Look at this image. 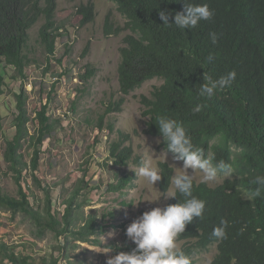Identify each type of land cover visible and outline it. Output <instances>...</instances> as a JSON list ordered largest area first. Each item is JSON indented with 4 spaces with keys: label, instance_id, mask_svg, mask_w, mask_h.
Wrapping results in <instances>:
<instances>
[{
    "label": "trees",
    "instance_id": "1",
    "mask_svg": "<svg viewBox=\"0 0 264 264\" xmlns=\"http://www.w3.org/2000/svg\"><path fill=\"white\" fill-rule=\"evenodd\" d=\"M117 6L126 19L125 29L130 32L124 38L120 50L119 85L128 96L146 82L161 81L151 97H142V116L147 118L145 133L160 139V148L167 151L157 125L158 117L176 119L186 128L196 147L211 151L215 161L230 164L233 179L217 187L194 181L193 195L206 202L202 218L186 226L178 238L182 250L191 258L195 252H207L213 246L217 254L212 264H264V192L248 199L257 185L252 181L264 175V0H188L196 4H208L214 10L210 21H201L195 29L181 30L175 25L164 26L159 12L174 15L184 12L185 0H108ZM57 0H0V68L13 70L12 78L21 82L16 95V134L7 143L5 160L15 175L18 199L3 193L0 187V211L28 218L41 236L53 233L64 238L63 251L67 254L70 239L75 242L101 247L97 237L103 233L96 210L85 214L87 199L79 201L82 187L73 191L63 204V210H54L49 189L44 188V208L35 206L32 191L23 187V174L31 171L35 185H41L36 174L39 171L41 147L44 139L56 129V122L48 115V106H41L34 122L37 130L32 135L28 128L33 121L28 111L29 96L24 88L28 82V69L35 63L26 53L30 43V30L41 20L40 44L50 63L56 53V43L62 29L56 19ZM78 14L81 26L94 22L93 6H81ZM110 18L106 21V34H111ZM216 32L218 43L212 44L209 33ZM113 33L119 34L120 29ZM209 56L213 57L207 62ZM205 68H202L201 66ZM237 73L230 88L213 97L199 96L207 71L213 79L230 71ZM94 72L87 70L81 76L89 82ZM4 77L0 74V89ZM123 101L115 111L120 112ZM202 105L199 112L193 109ZM99 130L103 126H98ZM112 130V128H110ZM129 139L121 135L109 152V160L115 167H127L134 160V150L126 146ZM30 143V164L25 162L22 151ZM140 161L139 159L137 160ZM162 179L159 187L166 194L174 170L167 163L159 164ZM112 191L123 192L131 186L132 176L115 174ZM177 194L168 205L183 202ZM60 216V217H59ZM221 220L229 223L227 239L212 236ZM80 223V224H79ZM113 254L131 252L136 245L109 246ZM108 247V248H109ZM17 246L2 243L0 257L10 264H58L57 258L43 259L39 263L30 255L18 254Z\"/></svg>",
    "mask_w": 264,
    "mask_h": 264
},
{
    "label": "rangeland",
    "instance_id": "2",
    "mask_svg": "<svg viewBox=\"0 0 264 264\" xmlns=\"http://www.w3.org/2000/svg\"><path fill=\"white\" fill-rule=\"evenodd\" d=\"M87 5L93 6L95 20L81 26L78 9ZM108 17L112 26L109 35L106 34ZM56 19L62 29L50 63L39 39L44 21H39L29 32L26 53L35 64L28 69V82L24 85L33 120L28 128L33 135L37 130L34 118L44 105L48 106V115L53 122L58 123L41 147L40 167L36 174L41 185L34 184L28 170L23 174V187L26 192L32 191L35 206L41 208L46 202L43 189H49L57 213L63 210V204L72 192L82 187L79 201L87 199L89 202L84 212L88 215L91 210H96L103 229L97 237L101 247L70 239L65 255L64 238L57 239L53 233L41 236L28 218L6 211H0V240L17 246L18 254L30 255L38 263L53 257L58 259V264H107L109 256L114 254H106L103 249L134 244L126 236L127 227L143 213L168 206L171 199L161 192L159 181L152 185L134 170L138 171L142 161L148 160L159 172V164L167 163L175 175L182 171L178 168L183 167V161L174 160L172 154L160 148L159 138L145 133L147 118L142 116L141 100L142 97L150 98L162 82H146L128 96L120 91V50L130 32L125 29L126 19L117 6L108 0H57ZM115 29H120V33H113ZM88 69L94 72V77L83 83L80 78ZM0 74L4 77L0 89V187L4 194L18 199L15 175L4 155L7 143L16 134V95L20 92L21 82L12 78L11 69L1 67ZM121 101L124 102L121 111L116 112ZM99 125L103 126L102 130L98 129ZM121 135L129 136L125 144L133 148L135 160L123 168L113 165L108 152ZM30 145L26 144L22 151L28 165L32 154ZM189 173L192 174L191 169ZM115 174L132 176L131 186L123 192L112 191L111 186L117 184ZM202 176L197 173L194 181L203 183ZM233 177V172L230 176L221 173L217 183L205 184L214 188ZM178 244L181 249L184 247L183 242ZM216 254V246L207 252L197 251L191 258L192 264H212ZM0 264L10 263L0 257Z\"/></svg>",
    "mask_w": 264,
    "mask_h": 264
},
{
    "label": "clouds",
    "instance_id": "3",
    "mask_svg": "<svg viewBox=\"0 0 264 264\" xmlns=\"http://www.w3.org/2000/svg\"><path fill=\"white\" fill-rule=\"evenodd\" d=\"M215 13L208 4H196L185 0L184 12L174 15V23H170L172 13L160 11L159 16L164 26L175 25L181 30L195 29L201 21H210ZM209 38L212 44L218 43L219 36L216 32H210ZM213 60L212 56L207 62ZM202 68H205L203 65ZM237 73L233 70L213 79L206 71L204 83L199 87V96L213 97L218 92L230 88L235 81ZM202 105H197L193 111L199 112ZM157 125L166 144L167 151L173 153V159L183 161V167L172 176L166 198H176L177 194L184 198L181 203L170 204L164 208L156 207L143 213L141 217L133 221L126 229V236L136 245L131 252H120L109 256L107 264H192L191 257L179 246L178 238L185 232L186 226L197 218H202L206 202L193 195L194 179L197 173H202V182L213 184L220 179V174H232V167L224 160L215 161L213 152L207 153L203 148L196 147L192 137L188 134L182 123L169 117H158ZM192 170V174L189 173ZM134 170V169H132ZM139 177L145 178L155 185L162 179L158 168L150 161L144 160L138 171ZM257 185L253 192L246 193V198L258 197L264 192V175H258L252 181ZM229 223L221 220L220 226L212 231V236L217 239H227ZM108 254L112 248H104Z\"/></svg>",
    "mask_w": 264,
    "mask_h": 264
}]
</instances>
